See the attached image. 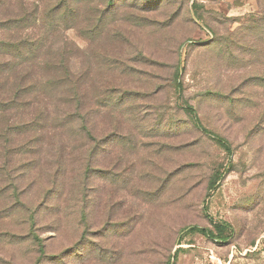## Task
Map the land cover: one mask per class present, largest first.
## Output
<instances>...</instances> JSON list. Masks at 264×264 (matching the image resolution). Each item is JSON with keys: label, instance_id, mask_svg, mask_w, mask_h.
I'll list each match as a JSON object with an SVG mask.
<instances>
[{"label": "rangeland", "instance_id": "obj_1", "mask_svg": "<svg viewBox=\"0 0 264 264\" xmlns=\"http://www.w3.org/2000/svg\"><path fill=\"white\" fill-rule=\"evenodd\" d=\"M0 21V264H264V0Z\"/></svg>", "mask_w": 264, "mask_h": 264}, {"label": "trees", "instance_id": "obj_2", "mask_svg": "<svg viewBox=\"0 0 264 264\" xmlns=\"http://www.w3.org/2000/svg\"><path fill=\"white\" fill-rule=\"evenodd\" d=\"M3 24H4V26H6V25L8 24V22H5V21H4V22L1 23V21H0V26H3ZM4 43H5V44H9L10 42H6V41L0 39V45H5ZM15 67H16V65H13V66H12V63H11V62L0 63V71L11 70V69H14ZM0 104H2L1 107L4 108V107H6L9 103H8V102H3V101H1ZM189 110H191L190 112H191L192 114L195 112L194 109L191 108V107L189 108ZM194 117H195V116H194ZM195 123H196L197 125H199V124H198V120L196 119V117H195ZM209 218H210V222H211V223L213 224V226H214V229L218 231V233L216 234V236L214 235V231L211 230V229H206V228H196V227H193V228H191V229H192V230H197V231H199V232H201V233H203V234H205V235H208V236H210V237H217V238H220V237L223 235L224 230H227V226L224 225V224H222V223H220V221H216L213 217H209Z\"/></svg>", "mask_w": 264, "mask_h": 264}]
</instances>
